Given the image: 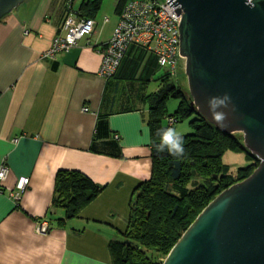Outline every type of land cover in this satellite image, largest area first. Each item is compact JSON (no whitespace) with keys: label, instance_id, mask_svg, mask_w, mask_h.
I'll list each match as a JSON object with an SVG mask.
<instances>
[{"label":"crops","instance_id":"0c3cea01","mask_svg":"<svg viewBox=\"0 0 264 264\" xmlns=\"http://www.w3.org/2000/svg\"><path fill=\"white\" fill-rule=\"evenodd\" d=\"M81 1L73 0V7ZM116 3L105 6L101 0L92 32L54 59L43 53L56 35H64L58 28L61 0H26L0 20V167L8 168L0 192V264H110L107 244L121 237L132 191L150 176L146 105L109 115L121 157L89 151L105 93V78L98 73L101 48L117 24ZM143 54L129 48L118 77L143 73ZM59 169L78 170L103 186L67 220H59L63 209L52 203ZM20 176L28 177L29 185L13 202L9 193ZM42 220L48 230L37 233Z\"/></svg>","mask_w":264,"mask_h":264},{"label":"trees","instance_id":"16d2710c","mask_svg":"<svg viewBox=\"0 0 264 264\" xmlns=\"http://www.w3.org/2000/svg\"><path fill=\"white\" fill-rule=\"evenodd\" d=\"M130 1L117 0L115 11L118 19ZM72 4L73 0H61L59 31H63L64 19L71 13L79 19H93L101 0H82L77 9ZM106 43L101 51L106 48ZM129 48L138 50L142 55L145 52L148 62L145 60L143 73L136 74L137 70H134L133 74L119 78L117 71ZM158 68L153 52L135 43L129 44L114 73L105 77V93L96 112L89 144L92 153L122 156L120 138L109 128V115L136 111L146 105L145 120L150 133L151 173L132 191L126 226L119 230L121 237L109 240L107 244L110 264H161L197 214L220 191L246 178L257 165V161L243 148L239 136L219 132L194 110L189 93L173 79L172 74L165 71L156 79L155 88L149 90L150 75ZM179 73L183 74V70ZM171 99L178 100L172 113L167 108ZM189 117H192V132L183 135L184 155L174 157L167 149L158 152V132ZM227 150H243L250 161L231 169L222 161V154ZM102 187L78 170L59 169L54 178L52 199L55 207L63 209L59 220L76 217Z\"/></svg>","mask_w":264,"mask_h":264},{"label":"water","instance_id":"95a60500","mask_svg":"<svg viewBox=\"0 0 264 264\" xmlns=\"http://www.w3.org/2000/svg\"><path fill=\"white\" fill-rule=\"evenodd\" d=\"M26 0H0V20ZM181 13L179 54L190 105L257 161L193 219L161 264H264V0H167ZM230 97L223 125L210 100Z\"/></svg>","mask_w":264,"mask_h":264},{"label":"built area","instance_id":"2783aa9c","mask_svg":"<svg viewBox=\"0 0 264 264\" xmlns=\"http://www.w3.org/2000/svg\"><path fill=\"white\" fill-rule=\"evenodd\" d=\"M167 0L146 2L132 0L123 8L111 38L102 50L98 73L102 77L111 76L116 70L127 46L131 43L146 48L157 57V63L169 74H176L183 68V58L179 54V22L181 13L176 14V5L169 6ZM94 20L79 19L71 13L65 17L62 29L64 35L55 36L43 57L54 59L55 54L76 46L78 41L93 30ZM84 110H87L86 108ZM8 174L6 165L0 167V192L2 182ZM29 185V178L20 176L9 196L18 202L20 196ZM37 233H45L48 223L39 221L35 228Z\"/></svg>","mask_w":264,"mask_h":264},{"label":"rangeland","instance_id":"374dc122","mask_svg":"<svg viewBox=\"0 0 264 264\" xmlns=\"http://www.w3.org/2000/svg\"><path fill=\"white\" fill-rule=\"evenodd\" d=\"M79 0H77L76 5L79 3ZM106 2L107 5L105 6H109L108 4L110 2H112V0H103ZM163 1V0H160ZM108 9H110L108 7ZM101 12V9L98 11V13ZM183 70V69H181ZM181 70H178L177 75H172L174 80H177V82H179L180 86L186 91V93L188 94V89H187V83H186V77L183 72L179 73ZM165 73V69L163 67H160L157 69V71L153 74V79H155V82H151V84L149 85V89H154L156 86V78H158L159 76L163 75ZM178 104V100L176 99H171L168 101L167 103V108L168 111L170 113H172ZM192 119V117L189 118H185L182 121H179L177 123L174 124V128L177 129V131L181 132L182 135L185 134H189L192 132V126H190V120ZM165 124V123H164ZM232 135H237L242 139L241 133L237 132V133H233ZM222 161L227 164L231 169L232 168H238L242 165L247 164L250 161V158L246 157V154L243 150H227L222 154ZM120 238V236H119ZM118 238V239H119Z\"/></svg>","mask_w":264,"mask_h":264},{"label":"clouds","instance_id":"9594fccd","mask_svg":"<svg viewBox=\"0 0 264 264\" xmlns=\"http://www.w3.org/2000/svg\"><path fill=\"white\" fill-rule=\"evenodd\" d=\"M230 97L225 93L223 97H216L210 100V110L213 112V118L216 122L223 125L225 114L219 109L227 107ZM159 143L156 145L158 152H167L174 157H182L184 155V141L181 132L174 127H167L158 132Z\"/></svg>","mask_w":264,"mask_h":264}]
</instances>
